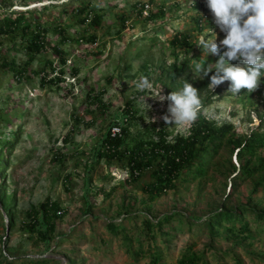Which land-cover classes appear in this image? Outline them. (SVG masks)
Wrapping results in <instances>:
<instances>
[{
  "label": "rangeland",
  "instance_id": "1",
  "mask_svg": "<svg viewBox=\"0 0 264 264\" xmlns=\"http://www.w3.org/2000/svg\"><path fill=\"white\" fill-rule=\"evenodd\" d=\"M138 1L0 0V13L31 12L22 26L35 28L38 21L46 24L49 48L58 46L67 53L65 66L52 49L28 64L30 55L23 46L31 36L0 34V154L4 155L1 166H5L0 169V190L6 204L12 205L7 211L0 202V264H6L1 256L15 264L38 259H48L49 264H150L149 245L158 247L163 264H176L187 252L201 259L198 264H264V225L260 227L251 211L245 215L251 234L234 238L226 231L227 223L215 227L214 233L206 226L220 213L245 207L264 212V143L252 153L246 149L242 153L235 144L237 140L245 144L264 125V81L253 93L244 89L233 96L228 93L230 82L215 90L208 88L214 71L203 79L195 78L191 64L218 60L216 56L202 57L197 47L205 26L214 27L205 0H196L195 6L190 0H141L145 4L153 1L148 13L137 11ZM82 2L105 15L101 27L80 22ZM198 17L201 26L195 23ZM56 25H61L66 36L85 39L62 43V35L53 30ZM177 31L191 34L192 48L172 46L170 40ZM92 36L96 40H88ZM47 59L53 60L56 73L45 64ZM4 60L26 68V76L16 78L3 71ZM188 60L189 69L178 75ZM61 68L63 74L58 71ZM141 76L153 82L152 89L137 90ZM183 79L200 90L205 117L217 126L230 123L234 128L207 173L195 181H178L174 189L152 198L143 190L153 181L150 172L133 182L125 169L103 160L91 172L87 196L92 149L121 109L131 106L138 118L131 127L132 135L149 125L141 107L148 97L152 110L147 115L158 118L155 124L165 127L170 139L188 133L192 123L167 125L159 117L166 113L169 102L161 104L151 98L161 86L165 96L182 88ZM261 133L264 136V128ZM248 161L250 169H262L241 182ZM48 199L66 213L56 221L47 252L29 225L34 216L30 212L39 210ZM174 213L177 219L173 223L163 231L156 227L149 236L147 218L157 223ZM110 222L124 227L125 234L113 233ZM140 240H144L142 245Z\"/></svg>",
  "mask_w": 264,
  "mask_h": 264
},
{
  "label": "trees",
  "instance_id": "2",
  "mask_svg": "<svg viewBox=\"0 0 264 264\" xmlns=\"http://www.w3.org/2000/svg\"><path fill=\"white\" fill-rule=\"evenodd\" d=\"M152 3L153 1L149 2L151 6ZM137 4L139 6L137 11H144L145 3L139 0ZM163 10V7H161L159 10L160 13H163ZM30 13L21 11L14 13H0V34L6 35L8 33L15 34L16 32H19L22 33L23 38L31 36V38H29L23 46L30 55L28 58V64L34 62L37 55L43 53L44 51H48V49H52V53L55 58L60 61L62 66H65L67 64V53L58 46L49 48L50 46H48L45 41L47 31L50 30L46 24L38 21L35 24V28L32 24L22 26L23 23L27 21ZM78 13L82 24L88 23L95 29H98L104 23L105 15L101 13L100 10L96 11L95 8H92L87 3H81ZM154 16H156V14ZM121 18L124 23V21H126V16L123 15ZM201 22L202 20L199 17L195 19V23L198 26H201ZM60 26L61 25L54 26L53 30L62 35V43L66 41L77 42V40L79 41L85 39V36H82L79 39L66 36V31ZM89 39L93 41L95 36L88 38V40ZM170 41L174 47H193L190 33L177 31ZM188 63L189 60L182 65L178 75H184L186 70L189 69ZM15 64V61L8 62L7 60H4L1 64V68L3 71L12 72L13 76L16 78H23L26 76V68H22ZM45 64L50 67V71L52 73H56V68L53 66V60L47 59ZM43 71L46 72V70ZM58 71L59 73H64L63 68ZM43 76L48 75L45 73ZM27 79H30V77H27ZM137 120L138 118L132 111L131 106L121 109L116 118L107 128L102 139L93 147L87 166V196L91 192V172H93L103 160L107 165L115 163L118 164L120 168L125 169L130 177V180L133 182L140 181L146 171L150 172V176L153 181L145 184L143 190L152 198L161 196L163 193L174 189L178 181L183 183L195 181L198 177L207 173L209 164L214 159L215 155L219 153L224 141L234 130L233 125L230 123L217 126L201 112L199 118L191 124L187 134H178L175 138L170 139L168 131L165 127L158 126L153 123L144 126L143 129L139 128L137 133L132 135L131 127L136 124ZM262 123L264 122L262 121ZM114 127L120 128V133L114 135L112 132ZM263 128L264 125L261 124L260 129L254 131L245 144H242L240 140H237L235 144L239 151L243 149L242 153H244L245 149L250 152L260 149L261 145L264 143V136L263 133H261V129ZM3 160L4 155L0 154V169L5 167L1 166L3 165ZM249 161L243 165V174H245V177L241 180V182L247 178L249 179L253 177L262 169V167L250 169L251 162ZM86 201L88 206L87 208L90 209L91 205L89 204L88 198H86ZM0 202L5 210L10 211L12 206L11 202L10 204H6L5 193L1 190ZM249 211H251L252 214H255L257 223L260 227H263L264 212H257L256 210H251L248 207L241 208L240 211L217 214L213 220L206 223V226L210 228L212 233H214L215 227H221L223 224L227 223L228 230L226 231L234 238L244 234H251L252 230L250 223L247 218H245V215ZM30 213L34 215L33 221L31 225H29L31 231L37 235L39 241L43 243L48 252L50 251V244L56 231V221L63 218L66 210L57 202H51L48 199L47 202H44L40 206L39 210H32ZM176 219V213L165 215L160 218L157 223H154V221L147 218L145 220V225L147 231L149 232V236L156 227L160 231H163L169 223H173ZM9 221L10 227L13 229L15 221L12 214H10ZM108 228L113 233L119 235H124L126 232L124 227L113 222L108 224ZM166 235L167 238L170 237L168 234ZM143 241L144 240H140L141 245L143 244ZM141 248L142 247L139 249V254L143 253ZM149 250L151 251L150 264H163V256L158 251V247H151V245H149ZM1 257H3V261H5L6 264H15L14 260H9L6 256ZM199 260L201 259L198 258V256L194 254L191 255L190 252H187L183 254L182 258L176 264H198ZM30 264H49V260H31Z\"/></svg>",
  "mask_w": 264,
  "mask_h": 264
},
{
  "label": "clouds",
  "instance_id": "3",
  "mask_svg": "<svg viewBox=\"0 0 264 264\" xmlns=\"http://www.w3.org/2000/svg\"><path fill=\"white\" fill-rule=\"evenodd\" d=\"M190 4L195 6L196 0H190ZM205 4L214 27L205 26L207 38L202 35L197 47L202 50V57L216 56L218 60L215 63L197 61L191 64L195 78L203 79L214 71L208 85L212 90L230 82L228 93L233 96L244 89L248 93L257 91L264 81V0H205ZM205 20L208 21L207 18ZM221 33L223 38H220ZM183 80L182 88L167 96L161 94L162 86L156 96H150L161 104L169 102L166 113L159 117L169 126L194 123L204 106L200 90ZM136 88L139 91L150 90L153 82L147 76H141ZM148 98L141 107L146 110L145 121L153 124L158 118L147 115L152 110V105L147 103Z\"/></svg>",
  "mask_w": 264,
  "mask_h": 264
},
{
  "label": "built area",
  "instance_id": "4",
  "mask_svg": "<svg viewBox=\"0 0 264 264\" xmlns=\"http://www.w3.org/2000/svg\"><path fill=\"white\" fill-rule=\"evenodd\" d=\"M151 5L149 4V2L147 3V4H145V6H144V13H148V11L151 9ZM112 132H113V134L115 135V134H118V133H120V128H118V127H114L113 129H112Z\"/></svg>",
  "mask_w": 264,
  "mask_h": 264
},
{
  "label": "bare ground",
  "instance_id": "5",
  "mask_svg": "<svg viewBox=\"0 0 264 264\" xmlns=\"http://www.w3.org/2000/svg\"><path fill=\"white\" fill-rule=\"evenodd\" d=\"M34 5L37 6V4H34ZM34 5H33V6H34Z\"/></svg>",
  "mask_w": 264,
  "mask_h": 264
}]
</instances>
